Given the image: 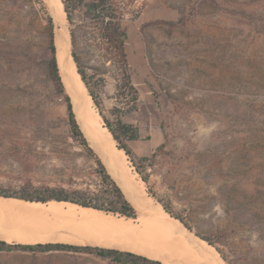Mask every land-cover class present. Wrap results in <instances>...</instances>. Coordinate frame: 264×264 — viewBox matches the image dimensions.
I'll return each instance as SVG.
<instances>
[{"label": "rangeland", "instance_id": "rangeland-1", "mask_svg": "<svg viewBox=\"0 0 264 264\" xmlns=\"http://www.w3.org/2000/svg\"><path fill=\"white\" fill-rule=\"evenodd\" d=\"M119 1L137 97L131 111L133 92L83 6L66 26L102 115L113 127L120 119L140 129L127 160L150 206L179 236L212 248L224 264H264V0ZM49 6V0H0V190L96 191L95 156L107 163L77 117L94 154L69 131L66 103L47 69ZM0 221L1 233L26 232ZM77 226L6 242L78 244L85 233ZM180 255L166 264L196 263L193 255ZM0 264L111 263L84 252L12 250L0 252Z\"/></svg>", "mask_w": 264, "mask_h": 264}, {"label": "bare ground", "instance_id": "bare-ground-1", "mask_svg": "<svg viewBox=\"0 0 264 264\" xmlns=\"http://www.w3.org/2000/svg\"><path fill=\"white\" fill-rule=\"evenodd\" d=\"M49 3L54 23L59 74L71 96L73 111L91 144L97 145L101 150L110 174L137 210V215L135 218H126L66 201L50 200L43 203L0 196V219L8 224L21 226L28 232H21L19 235L0 232L1 238L7 241L30 240L44 230L61 231L68 227L67 231L78 225L85 233V236L78 238L80 243L97 242L118 249L132 250L145 256L149 253L156 257L154 259H162L164 262L160 261L165 264L173 262L177 254L193 255L195 264H224L216 253L210 250L212 248H205L202 243L192 238L185 240L178 235L174 225L152 209L143 183L132 172L124 150L116 146L108 129L100 124V115L96 112L93 101L76 71L70 51L63 3L61 0H49ZM95 233L99 234L96 236ZM60 236L65 237L61 233ZM68 243L75 244L70 241Z\"/></svg>", "mask_w": 264, "mask_h": 264}, {"label": "trees", "instance_id": "trees-1", "mask_svg": "<svg viewBox=\"0 0 264 264\" xmlns=\"http://www.w3.org/2000/svg\"><path fill=\"white\" fill-rule=\"evenodd\" d=\"M63 3L66 18L71 21L72 11L83 6L86 16L90 19L92 26L97 30L99 37L104 44L106 50L112 53L115 58V63L118 68L122 71L125 77V86L133 92L132 106L128 109L129 111L135 109L136 89L133 86L130 79V72L128 71L127 55L125 51V42L127 39L126 28L123 25L125 7L119 0H61ZM48 49L51 57L47 62V69L49 76L53 82L56 93H58L66 103L67 118L69 131L71 135L78 139L84 146H86L89 153L94 154L93 149L88 145L87 139L85 138L83 131L81 130L75 113L72 108L70 96L65 92L64 84L59 74L58 62H57V49L54 41L53 33V20L48 17ZM71 41H74V34L72 29L70 30ZM72 58L75 62L77 73L80 75L82 82L88 89V94L98 108V113L104 120L105 127L111 133L113 139L116 142V146L123 149L127 157L132 161L133 152L127 145L126 140H137L139 139L138 129L130 124L122 122L120 119L116 121L115 127L102 115L99 110V102L95 93L89 88L86 76L80 63L78 55L72 51ZM162 144L157 147L156 150H160ZM155 150V151H156ZM152 153V156L156 152ZM96 157L97 173L100 176L101 189L91 191L90 189H76L71 194L62 193L58 189L40 186L33 190L32 193H18V192H7L0 190V196L3 197H14L27 201L47 202L50 200L55 201H66L74 203L83 207H90L106 213H112L113 215L135 218L136 211L132 203L126 198L122 189L117 182L108 173L102 160ZM147 157H142V160H146ZM141 179L144 183H147V174L140 173ZM165 212L170 214L175 219L182 221L177 216H174L169 211L168 207L160 201ZM183 225L190 230L188 225ZM200 239L211 244V239L206 236L198 235ZM7 240L0 237V252L12 251V250H24L32 253L35 252H49V251H75L93 254L95 256L106 258L111 264H165L160 260L150 258L148 256L136 253L131 250L109 248L103 246L94 245H81V244H69L63 242H37V243H8Z\"/></svg>", "mask_w": 264, "mask_h": 264}, {"label": "crops", "instance_id": "crops-1", "mask_svg": "<svg viewBox=\"0 0 264 264\" xmlns=\"http://www.w3.org/2000/svg\"><path fill=\"white\" fill-rule=\"evenodd\" d=\"M138 133H139V137L141 138L142 135H141L140 129H138ZM140 138H139V139H140ZM130 141H135V140H127V141H126L127 145L131 148V145L129 144ZM131 150H132V149H131ZM132 152H133V150H132Z\"/></svg>", "mask_w": 264, "mask_h": 264}, {"label": "water", "instance_id": "water-1", "mask_svg": "<svg viewBox=\"0 0 264 264\" xmlns=\"http://www.w3.org/2000/svg\"><path fill=\"white\" fill-rule=\"evenodd\" d=\"M91 97V96H90ZM100 158V157H99ZM101 159V158H100ZM102 160V159H101ZM103 162V161H102ZM103 164L105 165V163L103 162ZM105 167H106V165H105ZM106 169H107V167H106ZM107 171H108V169H107ZM108 173H109V171H108ZM110 174V173H109ZM111 175V174H110ZM112 176V175H111ZM113 178V177H112ZM114 179V178H113ZM115 180V179H114ZM116 181V180H115ZM117 182V181H116ZM118 184V183H117ZM121 188V187H120ZM3 197V196H2ZM4 198H14V197H4ZM164 210V209H163ZM164 212H165V210H164ZM165 213H167V212H165ZM167 215H169L168 213H167Z\"/></svg>", "mask_w": 264, "mask_h": 264}]
</instances>
